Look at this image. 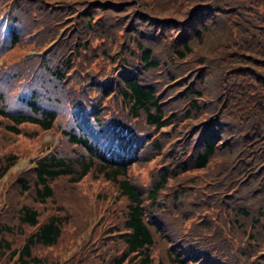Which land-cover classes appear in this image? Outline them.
Listing matches in <instances>:
<instances>
[{"label": "trees", "instance_id": "1", "mask_svg": "<svg viewBox=\"0 0 264 264\" xmlns=\"http://www.w3.org/2000/svg\"><path fill=\"white\" fill-rule=\"evenodd\" d=\"M17 47L0 264H264V0H0Z\"/></svg>", "mask_w": 264, "mask_h": 264}, {"label": "rangeland", "instance_id": "2", "mask_svg": "<svg viewBox=\"0 0 264 264\" xmlns=\"http://www.w3.org/2000/svg\"><path fill=\"white\" fill-rule=\"evenodd\" d=\"M21 50H22V47H17L15 49H13L12 51L6 53V54H10V55L0 56V67L4 63V59H6V57L13 58L14 55L19 56ZM61 137H62V135L58 130L46 131V132L42 133L40 143L38 145H36L35 147H32L33 144L39 142V140L29 139V138H26L23 136L15 137L16 143H17L18 148H19V152H18L19 156H18L16 163L1 178L2 182L6 181L8 179V177L12 174L11 171L16 170L17 168H19L21 166H31L32 165V161H31L32 158L36 157L38 154H40L42 152V150L46 149V147L44 149H42L43 146H45L44 144H46V143H50V145L59 144V142L61 141ZM0 141H2L1 132H0ZM2 147L4 150L10 149L8 146H6V142H5V144L2 145ZM2 152L3 151H1L0 153H2ZM102 182H103V180L101 178L97 179L95 182L94 190H98L100 188ZM92 203L95 204V201H92ZM106 204H107V202H106ZM104 207H105V205L103 204V202L101 200L99 202V209H100V213L103 212V215L105 216L107 214V211L104 210ZM66 233H71V231L68 230ZM87 236L88 235L85 232H80V234L76 232L72 236L67 235V238H68V241L70 242V244L74 246L75 244H78V243L82 242L84 239H86ZM98 248L96 249V251L98 250Z\"/></svg>", "mask_w": 264, "mask_h": 264}]
</instances>
